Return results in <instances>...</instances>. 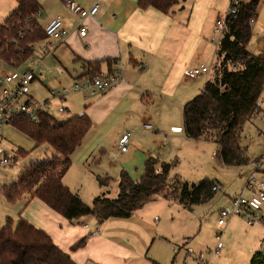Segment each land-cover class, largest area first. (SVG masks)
<instances>
[{
    "label": "trees",
    "instance_id": "trees-1",
    "mask_svg": "<svg viewBox=\"0 0 264 264\" xmlns=\"http://www.w3.org/2000/svg\"><path fill=\"white\" fill-rule=\"evenodd\" d=\"M14 1L16 9L0 24V60L12 68H19L29 61L35 45L45 41L46 36L38 27L37 19H32L40 13L37 2ZM260 2L241 0L235 17L226 16L225 28L216 47L218 63L213 68L214 76L182 108L184 137L215 143L218 148L215 158L226 167H245L251 163L240 142L243 126L260 114L259 99L264 87V51L253 55L246 49L252 37L250 20L254 22L257 18ZM139 3L142 9L152 8L168 14L177 0H140ZM85 65L89 70L75 79L92 78L101 73L99 63ZM11 126L33 141L36 147L47 145L55 157L31 164L14 182L1 187V196L7 204L24 200L27 205L37 198L67 221L92 216L101 225L109 220H126L158 199L188 209L206 202L215 193L212 191L215 183L208 181L191 186L180 182L169 184L173 165L151 157L145 162L139 180H132L122 171L116 197L109 198L105 193L87 206L77 193L63 184V177L72 166V155L92 127L90 119L83 114L58 121L42 109L36 123L18 116ZM18 154L24 155L20 151ZM95 179L100 187H108L111 183L109 178L95 176ZM84 242L81 239L72 249L81 248ZM0 264L75 263L44 231L22 218L14 226L8 218L6 225L0 228ZM151 264L158 263L152 261ZM248 264H264V256L257 252Z\"/></svg>",
    "mask_w": 264,
    "mask_h": 264
},
{
    "label": "rangeland",
    "instance_id": "rangeland-1",
    "mask_svg": "<svg viewBox=\"0 0 264 264\" xmlns=\"http://www.w3.org/2000/svg\"><path fill=\"white\" fill-rule=\"evenodd\" d=\"M229 8L230 0L222 4L221 19L226 18ZM257 15L251 28L252 37L246 48L253 55L264 51V6L260 7ZM2 23L3 20H0V24ZM209 38L215 39V42L211 40L200 44L194 58V66L190 69L203 65L212 71L211 74L196 80L186 79L187 81L177 90L173 98L162 94L158 89L156 90V87L153 88V94L148 95L150 101L146 108L144 107L148 109L146 123L151 125L150 130H146L144 124L138 123L126 125L123 128L121 124L120 127L122 130L119 137L130 133L131 139L137 141L141 148L155 146L156 136H160L159 140L162 141L160 156L164 159L163 162L173 165L168 177L169 184L176 185L180 182L191 186L208 181L218 183L223 189V193L216 192L211 199L188 209L177 203H171L165 209L158 208L160 220L157 218V221L147 223L150 242L146 245L143 243V255L158 264H198L196 258L200 254L210 257L216 248L220 212L230 208L231 200L243 192L250 179H253L251 183L253 185L264 183V91L259 99L260 114L243 126L241 134V146L246 148V154L251 161L248 166H223L215 158L218 148L212 141L187 140L183 137V133L171 134L170 132L172 126L183 124V105L194 99L201 92L204 84L214 76L213 68L218 63L215 55L218 35L213 29L210 31ZM204 39L207 38L204 37ZM37 49L33 62L42 60L43 77L30 85L29 97L39 104L48 100V106L44 108V111L53 119L65 121L76 116L78 109L87 108L89 99H86L83 94H69L66 103L70 113L59 115L58 108L61 107V103L58 100H52L50 93L69 89L72 78L81 75L80 66L72 60L65 59L61 61V64L55 61L57 66L55 69L54 63L50 64L48 59L45 62L44 58L39 57ZM54 57L52 58L51 54L46 56L52 60ZM19 69L32 70L33 65L31 61H27ZM10 71V68L0 61V77ZM36 74L39 72L37 71ZM135 113L138 115L137 111ZM1 133L0 161L7 156L14 163L10 167L0 166V189L14 182L18 175L31 164L55 157V153L47 145L36 147L33 141L11 125L2 127ZM93 133H89L84 142L87 148L91 147V152L82 164L85 173L80 174L77 171L75 175H72L73 165L65 175V183H68L70 190L77 193L87 206H90L96 197L105 193H108L109 198L114 199L117 193V181L122 171L134 181L139 180L143 174L136 169L134 159L117 153L116 145L119 142L115 134L109 133L107 137H103L99 134L92 136ZM89 137L91 140L87 143ZM18 151L24 155L20 156ZM77 169L81 170L80 167ZM95 176L109 178L110 185L100 187ZM243 195L248 198L251 192L245 190ZM21 201L7 204L0 192V203L2 202L3 206L8 208L7 216L11 218L14 226L17 224V218L23 217V213L27 212L26 209L29 206V204L26 206L24 200V203ZM258 214L264 217V207ZM2 223L3 216L0 220V224ZM85 225L89 228V222ZM226 231L219 253L212 257L211 264H248L255 253L261 252L264 235L262 224L248 226L244 218L234 217L228 223Z\"/></svg>",
    "mask_w": 264,
    "mask_h": 264
},
{
    "label": "crops",
    "instance_id": "crops-1",
    "mask_svg": "<svg viewBox=\"0 0 264 264\" xmlns=\"http://www.w3.org/2000/svg\"><path fill=\"white\" fill-rule=\"evenodd\" d=\"M35 1L40 8V16L36 20L38 27L44 30L54 18L60 17L66 33L63 43H53V60L38 52L45 62L48 59L50 64L54 63L56 69V62L61 64L65 59L72 60L81 70V75L72 79L83 76L89 70L85 64L99 63V71L108 74L114 71L113 64L121 66L120 81L106 93L94 97L84 96L90 102L87 108L77 110V115L84 114L90 119L92 127L72 155V175H75L77 171L80 174L85 173L82 164L91 152V147L87 148L84 142L89 133L94 132L92 136L99 134L103 137H107L109 133L115 134L120 143L125 135L119 137L123 126L147 124L148 109L144 107L150 101L148 95L153 94V88L156 87L162 94L173 98L184 82L189 80L186 71L194 66L200 44L211 40L214 42L215 39H210L209 34L212 29L214 31L216 21L221 19L222 4H226L228 0H177L168 14L152 8L142 9L140 0H70L84 10L98 6L93 17L82 20V26L86 30L84 37L77 32L78 20L60 1ZM262 6L264 0H261L258 10ZM15 9L14 0H0V20L4 22ZM51 43L45 40L35 45V49ZM37 71L43 75L41 65L35 69ZM66 107L68 108L67 103ZM69 110L68 108V112ZM174 129L180 132L173 133ZM170 132L183 133L182 125L172 126ZM159 137L156 136V145L149 148L139 147V143L130 138L127 152L120 153L117 149V153L134 159L136 169L144 173V164L149 158H157L160 162L164 160L160 156L162 141ZM77 167H80L81 172ZM63 183L68 187L65 176ZM21 202L24 203L23 200ZM28 204L27 212L19 218L44 231L54 245L68 254L75 264H151L152 261L143 255V243L146 245L150 242L147 223L157 221V218L160 220L158 208L165 209L171 202L158 199L146 204L126 220H109L101 225L92 216L67 221L37 198ZM7 214L8 208L1 202L0 220L3 216V223L0 228L10 218ZM87 222L89 228L85 229ZM95 229L99 232L91 237L90 233ZM81 239L85 240L84 245L73 250V246Z\"/></svg>",
    "mask_w": 264,
    "mask_h": 264
},
{
    "label": "built area",
    "instance_id": "built-area-1",
    "mask_svg": "<svg viewBox=\"0 0 264 264\" xmlns=\"http://www.w3.org/2000/svg\"><path fill=\"white\" fill-rule=\"evenodd\" d=\"M60 1L68 10L72 16L78 20L77 32L80 36L84 37L86 35V30L82 26V20L87 17H93L98 10V6L95 5L90 10H84L80 6L76 5L70 0H58ZM241 0H230V8L226 16L235 17L238 12V7L240 6ZM39 13L35 14L32 19L36 20L39 18ZM30 21V20H29ZM253 24V19L250 20ZM226 24V18L217 20L214 25V33L218 35L216 40L218 43L219 38L222 36ZM44 33L46 40L52 42L50 45H44L39 47L38 52L43 57L52 54L53 43H63L65 41L66 33L63 27V21L60 17L54 18L45 28ZM215 42V40H214ZM36 48V47H35ZM35 48H33V55L29 59L33 65L32 70H20L19 68H13V70L8 74H3L0 78V138L2 136L1 129L6 125H11V123L18 116L27 117L30 122L36 123L37 117L42 109L48 106V102L39 104L35 102L30 94V85L34 81H39L43 77L42 74H36L35 69L42 64V60L34 61ZM115 72L99 73L92 78H82L73 79L69 89H64L63 91L54 93L51 92V99L58 100L61 103V107L58 108L59 115L69 114L68 108L66 107V98L69 94H83L84 96L94 97L98 94L106 93L111 90L121 79V66L115 64ZM209 68L200 65L198 67L189 69L186 71L187 78L191 80L198 79L202 76H207L211 74ZM264 91V87L262 88ZM258 105V104H257ZM146 130H150L151 126L149 124H144ZM173 133H179L180 130L174 129ZM131 135L126 133L122 136L120 143L118 145V150L120 153H125L130 146ZM13 160L4 156L0 161V166L10 167L13 165ZM253 179H250L246 188L243 192L233 200H231L230 208L221 211L219 214L218 228L216 235V248L210 257H204L202 254L198 256V264H211V259L219 253L221 248V242L223 236L226 234L227 226L229 221L234 217H242L247 222L248 226L254 224H262L264 227V217L258 214L259 211L264 207V183H258L256 185L251 184ZM249 190L251 195L248 198L244 197V191ZM213 192L223 193L220 186L215 184L212 187ZM85 229L87 225H84ZM99 230L95 229L90 233V236H96ZM264 256V237L262 239V249L260 252Z\"/></svg>",
    "mask_w": 264,
    "mask_h": 264
}]
</instances>
